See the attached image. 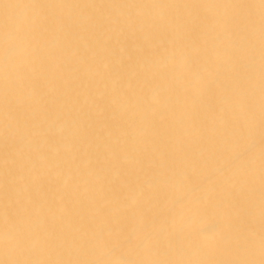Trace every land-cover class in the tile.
Instances as JSON below:
<instances>
[{
  "label": "bare ground",
  "instance_id": "6f19581e",
  "mask_svg": "<svg viewBox=\"0 0 264 264\" xmlns=\"http://www.w3.org/2000/svg\"><path fill=\"white\" fill-rule=\"evenodd\" d=\"M0 264H264V0H0Z\"/></svg>",
  "mask_w": 264,
  "mask_h": 264
}]
</instances>
